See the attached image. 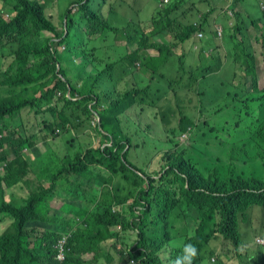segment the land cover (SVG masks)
Masks as SVG:
<instances>
[{
  "label": "trees",
  "instance_id": "trees-1",
  "mask_svg": "<svg viewBox=\"0 0 264 264\" xmlns=\"http://www.w3.org/2000/svg\"><path fill=\"white\" fill-rule=\"evenodd\" d=\"M107 1L0 0V214L4 217L0 222L7 219L12 225L0 236V264H76L79 260L75 257L85 254H93L98 263L101 255L116 247L108 246L120 236L113 230L116 227L138 231L137 245L124 253L121 250L120 257L128 264H176L189 244L197 249L192 264H205L215 257L210 250L215 241H222L236 257L253 261L259 254L264 261V252L245 250L241 232L242 223L253 228L255 211L264 213V88L259 87L256 56L242 50L245 39L238 42L236 38L243 28H234L233 57L250 77V85L240 82L239 89L234 87L224 98L233 94L231 101L241 105L244 114L227 128L221 119L205 118L201 102L196 121L181 115L174 129L171 118L159 106L162 90H156V100L152 101L146 89L150 90L153 80L148 82L151 74L142 68L149 66L146 59L150 50L158 54L151 57L155 71L159 64H168L171 52L159 46L167 47L168 38H174L178 45L186 44L198 32L204 33L207 15L188 24L172 20L178 0H170L155 14L151 33L132 23L120 30L109 25L101 13ZM169 20L170 24H164ZM158 40L162 45L156 44ZM108 48L119 50L120 56L112 60L105 51ZM219 54L216 51L206 57L200 53L205 64L195 65V70L192 65L185 67L183 57L179 58V79L171 88L183 93L193 83L196 92L200 91L197 95L205 98L220 91L212 88ZM116 70L124 86L122 92L115 87ZM233 79L229 85L234 86ZM139 85L146 86L140 90ZM231 101L223 103L215 115ZM130 110L149 121L160 118L162 141L173 144L167 151L154 149L160 152L153 155H159L155 169L146 171L129 158L130 152L147 146L141 118L132 117ZM170 114H177L174 107ZM95 117L101 123L100 128H93L99 144L80 141L78 152L71 155L85 124L93 123ZM129 126H135L137 132L130 134ZM41 127L42 140L50 141L48 152H56L53 145L63 134L73 136L69 146L64 144L62 158L54 155L51 161L44 157L39 161L27 154L39 152L33 131ZM177 131L187 137L185 144L173 140ZM59 163L62 170L49 167ZM98 169L126 181L127 192L103 193L97 203L85 196L80 203L92 200L89 207L79 208L71 223L61 221V209L53 212L49 206L62 189L60 184L68 183L65 192L76 194L74 188L83 189L85 181L92 183ZM29 173L36 177L33 191L26 197L6 198V191L14 187H29ZM45 183H49L48 188ZM67 199L72 200L73 195L63 200L64 209L69 205ZM128 201H132L130 220L123 212L114 211V206L124 207ZM257 229L264 231V220ZM148 234L158 241L146 244ZM63 238L66 258L61 263L57 245ZM163 251L169 252L166 261L159 258ZM228 261L225 256V263L217 258L215 264Z\"/></svg>",
  "mask_w": 264,
  "mask_h": 264
},
{
  "label": "rangeland",
  "instance_id": "rangeland-1",
  "mask_svg": "<svg viewBox=\"0 0 264 264\" xmlns=\"http://www.w3.org/2000/svg\"><path fill=\"white\" fill-rule=\"evenodd\" d=\"M211 1V0H210ZM157 0H108L105 5L102 6L101 13L106 19V22L116 27L120 30L126 27L127 23L132 24H140L144 25L147 23H151L155 17V8L157 4ZM63 4L60 2V6ZM54 13V12H53ZM231 15L234 16V13L231 12ZM7 20H9L6 17ZM54 22L57 23L59 26L60 23L58 20L54 18ZM239 29V28H238ZM233 34L234 29L231 30V34L226 36L225 39V45H224V52L219 54V60L216 62L217 71L215 72L216 76L213 81V89H218L220 91H213L208 97H199V92H196L194 84H190L183 93H180L178 90H175L174 88H171V83L174 80L179 79V74L181 70V62L180 59L183 57V65L185 67H188L192 65V70L196 69L195 65H201L205 64V61L201 62L200 57L196 56L195 53H193L192 50H187V45L191 46L193 45V41H187L186 44L178 45L176 44V41L174 38H170L167 47L159 46L164 51H170L171 57L168 64L163 65L159 64V69L154 70L152 68V62L151 58H147L146 61L148 63V67L146 66L142 68V70L147 71L151 74V76L148 78V82L150 80H153L152 83H150V90L146 89L148 94L151 97L152 101H155L156 99L153 97L154 94H156L157 89H161L163 92V97L159 103V106H162L164 109V112L169 115L171 118L170 124L172 125V128L176 129L178 121L180 116H184L187 118L190 122L196 121V115L199 116V108L202 107V103L204 102V117H210L211 121H218L221 119V121L226 124L227 128H231L237 119L241 114H244L242 112L241 105L235 103L233 94L228 97L227 99L224 98V93L230 92L235 87L236 89H239L240 82H245L247 86L250 85V77H246L245 72L238 68V66L234 63V57H233V50L235 48V44L233 43ZM232 37V38H231ZM236 38L238 41H241L242 39H245L244 45L241 47L244 52H253L256 56V69L257 72L259 71V68L264 63L263 62V53L264 49L262 47V44H264V28H258V29H242L241 33L236 35ZM197 44L201 45V41H196ZM218 43L220 41L218 40ZM159 45H162L160 41H158ZM106 53L110 56L112 60L115 58H118L120 56V51L117 49H111L108 48L105 50ZM157 52L154 50L148 51V54L151 56V54H156ZM158 55V54H156ZM182 55L181 57H178ZM196 56V57H195ZM158 73H163V76L161 78L158 77ZM114 78L116 81V89L118 92L123 91V85L120 83L117 79L119 72L118 70L113 72ZM233 84L229 85L228 82L232 81ZM259 85L260 87H264V76L260 77L259 79ZM147 85V84H146ZM146 85H139V89H144ZM202 90H205L203 88ZM222 91V92H221ZM138 100L141 101L140 97H138ZM227 100L231 101L229 104L230 106H224L222 108V112L220 115H215V110H217L223 103H225ZM148 100H146L147 102ZM149 102V101H148ZM175 108L177 111L176 115L170 114V109ZM153 108V107H152ZM152 108H149L148 110H153ZM130 113L133 112V110L129 111ZM25 122L27 123L29 120V117L25 115L24 117ZM94 123V121H93ZM93 123H86V128L80 133L79 141H77L74 145V147L70 150L71 155L75 152H78V148L80 146V141L82 143L90 142L93 134H94V125ZM141 128L146 129V134L143 136V139L147 142V146L142 149V156L140 158V164H137L139 167H142L143 165L148 164L150 161H152L153 155L158 154L160 152H156L154 149H164L165 151L170 150L173 148V144L166 142V140L162 141V134H161V127L163 126V123H161L160 118H158V121H149L145 117H142L139 121ZM148 127V129L146 128ZM214 127V125H213ZM128 131L130 134H135L137 132V129L135 126H129ZM83 133V134H82ZM141 134V133H140ZM88 135H90V139L88 138ZM72 136L68 133L63 134L58 138L59 144L56 146L55 150L58 149H66V147L63 145V142L66 139H70ZM148 137H152L154 139L158 138V141H153L149 139ZM187 139V137H186ZM185 137L181 135L180 131L175 132V136L173 137V140L175 143H182L185 144L186 142ZM205 140V139H204ZM203 142V140H202ZM99 143L96 142L95 146ZM191 152H197L192 150ZM220 152V151H215ZM38 160L42 157L46 158L48 161L53 160L54 157H50L47 152H34ZM27 154H30L29 152ZM60 154V153H59ZM57 154V155H59ZM135 155V152H130L129 158L132 161L133 157ZM186 156V154H185ZM2 166L0 165V170H2ZM157 167H151V169H155ZM31 174L29 173V176ZM6 194H8V191H6ZM6 198H9L8 195H6ZM73 200V199H72ZM63 202V200H62ZM76 206V205H75ZM259 210H261L259 208ZM0 218H4L0 214ZM254 222L252 224L251 229L257 230V227L261 226V221L264 220V213L261 211H255L254 216ZM47 227H51L49 224H44ZM247 228L246 225L242 223L241 230L244 232V230ZM12 229V225L9 222V220H3L0 222V236ZM260 232V231H259ZM260 236H263V233H259ZM215 241L214 243H216ZM259 242V241H258ZM213 243V244H214ZM261 243V242H259ZM225 245V244H223ZM264 246V245H262ZM257 251L264 252V247H257ZM259 254H256V258L258 260H253L250 264H264V261L259 259ZM225 260V256H224ZM229 261L226 263L228 264ZM207 264V263H205Z\"/></svg>",
  "mask_w": 264,
  "mask_h": 264
},
{
  "label": "crops",
  "instance_id": "crops-1",
  "mask_svg": "<svg viewBox=\"0 0 264 264\" xmlns=\"http://www.w3.org/2000/svg\"><path fill=\"white\" fill-rule=\"evenodd\" d=\"M156 4V12L155 14L160 11V8L158 10V5L161 4L163 0H157ZM174 2V0H172ZM178 6L175 9L174 14L172 15L173 19L183 20L185 24H188L189 22L194 23L199 18H204L205 15H207V21L205 25V32H204V40L206 41L205 48H202L201 45L197 44V39H190L189 41H193L192 47L187 45V50H192L195 54H200V52L204 53L205 55L207 52L211 53L215 48L218 46H223V43L225 42L226 36L231 34V30H233L235 27L244 28V29H258V28H264V0H178ZM261 3L262 6L261 7ZM195 5L198 6L195 7ZM232 9L236 13V15L232 16L231 12ZM171 20L166 21L164 24H170ZM141 28L145 33H151L153 27L151 23H147L144 25H141ZM223 30V37L221 40H219L216 37L217 29ZM170 38H168L169 40ZM218 40L220 43H218ZM160 41V40H158ZM158 41L156 44H158ZM188 41V42H189ZM161 42V41H160ZM239 42V41H238ZM121 43H125L124 41H121ZM162 43V42H161ZM224 52V48H223ZM221 53V52H220ZM145 55L147 52L144 53ZM156 54H151V57H157ZM182 55L178 56L181 57ZM264 62V57H263ZM256 74L258 76V79L262 76H264V63L259 68V71ZM246 75V74H245ZM163 76V73H159L158 77L161 78ZM132 86V84H130ZM260 87V85H259ZM264 87H260V89H263ZM132 117H138L141 118V116L138 113H132ZM146 118V117H145ZM147 119V118H146ZM150 120V119H148ZM81 122V121H80ZM94 125V123H93ZM33 134L37 136L38 138V145L36 147V150L42 153L47 152L50 157H54V155H57L59 158H62L64 156V149L55 150V146L59 144V140L57 139L55 141V144L53 145V150L56 152H48L50 149V141H43V128H35L33 131ZM83 134V133H82ZM80 136V134H79ZM73 137V136H72ZM96 134L94 132L91 140H94V145L96 142L99 143V138L96 139ZM79 139V138H78ZM69 140L66 139L63 142V145L66 144L69 146ZM90 140V141H91ZM111 145V144H109ZM65 146V145H64ZM132 152H135V155L132 159V161L136 164H140V158L142 156V150H134ZM28 154L32 159L37 157V155L34 152H29ZM159 156V155H158ZM152 158V161H150L148 164L143 165L142 167L146 169V171L149 169V167H158V159L157 157ZM49 167L52 170L58 171L63 169V165L61 163L59 164H51ZM37 173L40 172V168H38ZM35 176L31 175L30 180L31 183L29 184V187L19 186L14 187L11 190L8 191V197H14V198H22L26 197L28 193L32 192L35 184ZM62 189H60L57 193V198H55L50 203V208L54 211L60 210L62 214H59L61 216V221H70V223L75 220V215L77 210L79 208L89 207V203L86 204L80 203V201L84 200V197H89L93 199L96 203L98 202V198L103 193L112 194L115 193V190H121L119 194L127 192L128 184L126 181L122 179H117L113 177L112 175H109L106 173V170L104 169H98V174H96L95 180L91 183V181H85V186L83 189H77L74 188L76 194H73L72 192H65L66 189H68L69 185L68 183H61ZM66 185V186H65ZM45 188L49 187V183L44 184ZM73 188V185H72ZM67 195H73V202L75 204H72V200L67 199V202L69 205L64 209L62 208L63 203ZM132 203V201H128L127 204L124 207L121 206H114V211L116 212H123L126 214L127 218L130 220V212H129V206ZM76 205V206H75ZM79 205H81L79 207ZM71 211H74L71 213ZM54 226V225H52ZM115 233H119L120 236L117 239L111 240L109 245L115 244L116 247L112 248L111 253L103 254L100 257V261L96 263L94 261V255L93 254H85L81 257H75L76 260H79L76 264H128L126 258H121L122 252H126L133 247L137 245L139 242L138 237V231L135 229H129V230H123L120 227L113 228ZM243 233V239L245 241V250L256 252L257 247H264V240L263 243H259V238L263 237L260 236L259 232L257 230L246 228ZM149 240L146 241V244H148L152 239L155 241H158V237L153 238L151 234H148ZM214 243V242H213ZM211 243L210 250L215 253V257L208 259L205 261L207 264H215L217 258H221L222 261L225 263L224 256H227L229 259L228 264H250L252 261L247 259L246 257H236L235 253L228 252L226 245H223L222 241ZM122 250V252H121ZM247 253L246 251H243ZM167 255H169V252H161L160 253V259L163 258V260H167ZM249 257V256H247ZM250 258V257H249Z\"/></svg>",
  "mask_w": 264,
  "mask_h": 264
},
{
  "label": "clouds",
  "instance_id": "clouds-1",
  "mask_svg": "<svg viewBox=\"0 0 264 264\" xmlns=\"http://www.w3.org/2000/svg\"><path fill=\"white\" fill-rule=\"evenodd\" d=\"M162 2H161V4H162ZM161 4L158 5V9L160 8V10H163L167 5H169V4H167V5L163 6V7H161L160 6ZM216 34H217L216 37L219 40H221L222 37H223V30L220 29V28L217 29V33ZM194 38H196L197 41H201V43H202L201 44V47L202 48H205L206 41L204 40V33L203 32H198L195 35ZM194 38H192V39H194ZM224 45H225V42L223 43V46H218L217 48H215L213 50L212 53H211V51L210 52H207V54L205 56L206 57H209L211 54L215 53L216 51L220 53L221 51H223ZM200 53H202V52H200ZM203 54H205V52ZM196 56H199L200 57V54H196ZM99 123H100L99 118L98 117H95V119H94V126H98L99 127ZM100 125H101V123H100ZM183 137H185V136H183ZM183 253L184 254L182 256H180V257L177 258L176 264H192V260L196 256V254H197V249H196V247L194 245H191V244L185 245L184 250H183Z\"/></svg>",
  "mask_w": 264,
  "mask_h": 264
},
{
  "label": "built area",
  "instance_id": "built-area-1",
  "mask_svg": "<svg viewBox=\"0 0 264 264\" xmlns=\"http://www.w3.org/2000/svg\"><path fill=\"white\" fill-rule=\"evenodd\" d=\"M170 3V0H164L162 2V4L160 5L161 7L167 5ZM65 241H66V238H63L59 244L57 245V248L59 250V253L57 255V259L62 263L65 261V258H66V248H65ZM259 242L263 243V240H258Z\"/></svg>",
  "mask_w": 264,
  "mask_h": 264
},
{
  "label": "water",
  "instance_id": "water-1",
  "mask_svg": "<svg viewBox=\"0 0 264 264\" xmlns=\"http://www.w3.org/2000/svg\"><path fill=\"white\" fill-rule=\"evenodd\" d=\"M99 128H100V123H99Z\"/></svg>",
  "mask_w": 264,
  "mask_h": 264
}]
</instances>
